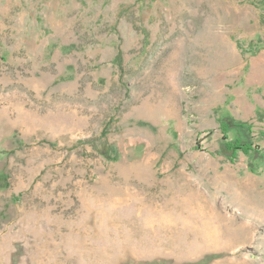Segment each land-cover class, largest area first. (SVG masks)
I'll return each instance as SVG.
<instances>
[{
    "label": "rangeland",
    "instance_id": "1",
    "mask_svg": "<svg viewBox=\"0 0 264 264\" xmlns=\"http://www.w3.org/2000/svg\"><path fill=\"white\" fill-rule=\"evenodd\" d=\"M222 121L264 151V0H0V264H264Z\"/></svg>",
    "mask_w": 264,
    "mask_h": 264
},
{
    "label": "trees",
    "instance_id": "2",
    "mask_svg": "<svg viewBox=\"0 0 264 264\" xmlns=\"http://www.w3.org/2000/svg\"><path fill=\"white\" fill-rule=\"evenodd\" d=\"M222 131L224 134V142H223V148H222V155L227 158L228 161L230 162H235L240 153H243L245 155H253V156H258V157H263L264 151L261 150L259 147L253 145V143H250L248 141L242 140V139H237L235 141H229V133L231 132L232 129L236 128H241V129H246L247 125L242 124V123H237L233 124L232 122L229 121H222ZM99 148H97L98 150ZM109 152L108 155L105 154V157H111L115 150L112 147H109ZM8 153L6 152H0V158L6 157ZM252 171L255 172V169L252 168ZM4 177H0V188H5V183H4Z\"/></svg>",
    "mask_w": 264,
    "mask_h": 264
},
{
    "label": "bare ground",
    "instance_id": "3",
    "mask_svg": "<svg viewBox=\"0 0 264 264\" xmlns=\"http://www.w3.org/2000/svg\"><path fill=\"white\" fill-rule=\"evenodd\" d=\"M247 203H250V201L248 199H246ZM252 203V202H251Z\"/></svg>",
    "mask_w": 264,
    "mask_h": 264
}]
</instances>
